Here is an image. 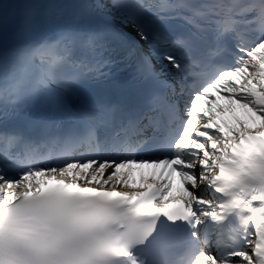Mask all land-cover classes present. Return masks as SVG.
<instances>
[{"label":"snow or ice","instance_id":"obj_1","mask_svg":"<svg viewBox=\"0 0 264 264\" xmlns=\"http://www.w3.org/2000/svg\"><path fill=\"white\" fill-rule=\"evenodd\" d=\"M0 264H264V0H0Z\"/></svg>","mask_w":264,"mask_h":264},{"label":"bare ground","instance_id":"obj_2","mask_svg":"<svg viewBox=\"0 0 264 264\" xmlns=\"http://www.w3.org/2000/svg\"><path fill=\"white\" fill-rule=\"evenodd\" d=\"M151 170H145L146 174H148ZM139 174H137L138 177Z\"/></svg>","mask_w":264,"mask_h":264}]
</instances>
